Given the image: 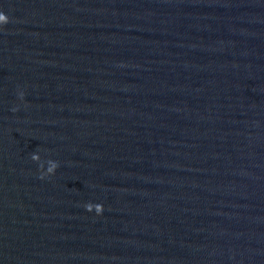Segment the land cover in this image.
<instances>
[{
  "label": "water",
  "instance_id": "obj_1",
  "mask_svg": "<svg viewBox=\"0 0 264 264\" xmlns=\"http://www.w3.org/2000/svg\"><path fill=\"white\" fill-rule=\"evenodd\" d=\"M0 12V264H264V0Z\"/></svg>",
  "mask_w": 264,
  "mask_h": 264
},
{
  "label": "clouds",
  "instance_id": "obj_2",
  "mask_svg": "<svg viewBox=\"0 0 264 264\" xmlns=\"http://www.w3.org/2000/svg\"><path fill=\"white\" fill-rule=\"evenodd\" d=\"M8 23H9V17L6 14L0 12V26L6 25ZM57 166L59 167V165H57ZM53 174H55V169H50L49 170V174H47V175L42 174L40 178L43 179V178H45V176H50V175H53ZM86 209L88 211H92L93 207L89 206V205H86ZM94 209H95V211H96V213L98 215L102 214V212H103V206L100 205V204H96L94 206Z\"/></svg>",
  "mask_w": 264,
  "mask_h": 264
}]
</instances>
